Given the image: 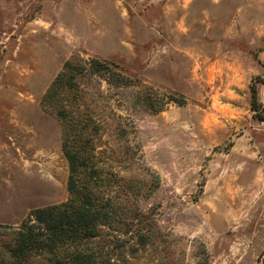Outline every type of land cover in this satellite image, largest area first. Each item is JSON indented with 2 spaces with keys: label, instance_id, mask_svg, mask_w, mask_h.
I'll use <instances>...</instances> for the list:
<instances>
[{
  "label": "rangeland",
  "instance_id": "374dc122",
  "mask_svg": "<svg viewBox=\"0 0 264 264\" xmlns=\"http://www.w3.org/2000/svg\"><path fill=\"white\" fill-rule=\"evenodd\" d=\"M77 55L130 76L102 86L133 124L115 167L150 237L118 261L264 264V0H0V223L68 196L40 98Z\"/></svg>",
  "mask_w": 264,
  "mask_h": 264
},
{
  "label": "trees",
  "instance_id": "16d2710c",
  "mask_svg": "<svg viewBox=\"0 0 264 264\" xmlns=\"http://www.w3.org/2000/svg\"><path fill=\"white\" fill-rule=\"evenodd\" d=\"M112 69L116 83L126 85L130 76L118 64L74 56L42 94L41 107L61 125L68 196L33 208L17 225L0 223V264H122L119 258L126 260L149 239L147 216L130 201L139 188L123 181L115 167L128 161L130 145L124 141L133 124L112 106L102 86L112 85L102 77ZM251 107H262L255 86Z\"/></svg>",
  "mask_w": 264,
  "mask_h": 264
}]
</instances>
